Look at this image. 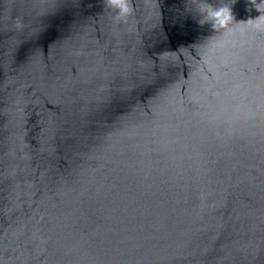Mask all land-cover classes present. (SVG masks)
Masks as SVG:
<instances>
[{
  "label": "water",
  "instance_id": "1",
  "mask_svg": "<svg viewBox=\"0 0 264 264\" xmlns=\"http://www.w3.org/2000/svg\"><path fill=\"white\" fill-rule=\"evenodd\" d=\"M0 264H264V0H0Z\"/></svg>",
  "mask_w": 264,
  "mask_h": 264
}]
</instances>
